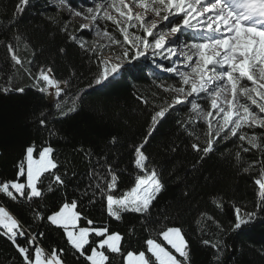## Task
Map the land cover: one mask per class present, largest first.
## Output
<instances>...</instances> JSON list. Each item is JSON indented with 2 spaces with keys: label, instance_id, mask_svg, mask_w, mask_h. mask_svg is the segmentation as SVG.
I'll list each match as a JSON object with an SVG mask.
<instances>
[{
  "label": "snow or ice",
  "instance_id": "1",
  "mask_svg": "<svg viewBox=\"0 0 264 264\" xmlns=\"http://www.w3.org/2000/svg\"><path fill=\"white\" fill-rule=\"evenodd\" d=\"M30 2L17 0L7 22L11 38L2 46L11 74L0 94L31 91L50 102L32 111L36 136L23 147L12 178L0 177V239L12 249L11 264H69V257L72 264H114L117 258L119 264H195L194 240L208 251L207 264H223L224 238L264 213V0H96L86 9L56 0L49 22L96 65L89 88L104 85L126 62L141 58L152 57L167 74L152 100L136 97L150 108L141 140L119 154H112L120 143L115 135L107 138L103 151L76 146L86 162L83 174L61 161L54 146L61 135L57 124L80 110V94L71 91L79 74L57 75L55 61L38 63L35 50L31 57L19 55L24 37L17 17ZM64 9L69 16L60 15ZM73 17L87 23L72 25ZM76 33L97 39L89 42ZM58 54L66 55V48ZM173 111L186 113L178 130L186 138L183 147L194 156L192 171L217 157L237 175H247L255 193L251 209L219 192L201 208L196 187H185L182 199L161 207L168 182L148 147ZM182 145L164 147L174 154ZM203 179L207 186L212 177ZM229 203L234 219L226 226L218 216L226 214ZM97 207L103 223L90 215L89 209ZM185 215L190 217L186 221ZM119 226L127 231L115 230ZM137 227L147 235L131 248ZM49 232H56L62 244L46 247Z\"/></svg>",
  "mask_w": 264,
  "mask_h": 264
},
{
  "label": "trees",
  "instance_id": "2",
  "mask_svg": "<svg viewBox=\"0 0 264 264\" xmlns=\"http://www.w3.org/2000/svg\"><path fill=\"white\" fill-rule=\"evenodd\" d=\"M77 9L89 7L86 0H70ZM17 0H0V85H2L11 70L5 67V49L2 42L11 38L7 22L12 18ZM55 15L53 7L48 0H31L30 5L17 17L18 30L23 34L24 41L19 44V55L31 57L35 50L38 63L55 61L57 75L67 76L75 70L80 78L72 81L73 93H79L82 104L78 113L72 114L62 123L57 124L60 129L57 148L61 161L67 162L71 168L75 166L79 174L86 171V162L75 151L79 144L91 145L97 151H103L107 138L111 135L118 136L120 143L113 149L112 154L126 151L125 145L139 141L148 130L150 120V108H146L137 100L142 95L152 100L153 92L158 91L156 85L166 79L160 73L151 69L148 58H141L124 65L121 71L104 85L89 88L93 73L96 70L94 63L83 58L78 47L71 41H67L65 34L60 32L57 26L52 25L48 17ZM61 16L67 17L63 12ZM72 25H78L71 22ZM71 30V29H70ZM12 31H16L15 28ZM86 40H91L89 33H76ZM30 41V46L25 48L24 42ZM185 37L182 36V43ZM190 42V41H189ZM66 48L67 54H58V49ZM20 83L25 82L20 78ZM171 82V81H169ZM41 103H49L48 100H40L37 95L29 91L27 95L10 93L5 96L0 94V177L12 178L13 165L20 157L23 147L34 139L36 134L31 124L30 116L34 108ZM186 113L173 111L167 122L157 127L148 147L149 153L156 158L157 164L163 169L164 178L168 182L167 192L160 201L161 207L182 199L181 192L185 187H196L197 202L204 208L211 193L219 192L230 203L252 208L254 190L251 179L247 175H237L236 172L222 163L217 157L203 163L199 171H192L194 156L190 150L182 145L178 122L184 119ZM181 144L176 153H170L165 145L171 143ZM211 176L212 180L205 186L204 177ZM51 204L52 201H49ZM226 207V214L218 216L226 226L229 219H234L231 206ZM10 209L20 218H27V214L21 209L9 205ZM186 208L187 205H184ZM195 209L192 214H195ZM90 215L98 223H103L105 217L99 207L89 209ZM190 217L185 215V221ZM188 225L185 223V228ZM115 230L122 233L127 231L125 226H119ZM137 237L131 240V248H138L137 240L146 236L137 227ZM217 235H219L217 233ZM227 245L223 253V264H264V213L255 220L243 225L240 230L231 232L224 238ZM45 246L62 244L60 236L56 232H49ZM129 247L128 244L125 245ZM193 257L195 264H207L208 251L201 249L193 241ZM12 249L0 239V264H11ZM69 264H72L71 257ZM119 264V258L114 261Z\"/></svg>",
  "mask_w": 264,
  "mask_h": 264
},
{
  "label": "rangeland",
  "instance_id": "3",
  "mask_svg": "<svg viewBox=\"0 0 264 264\" xmlns=\"http://www.w3.org/2000/svg\"><path fill=\"white\" fill-rule=\"evenodd\" d=\"M49 2H50V4H51V6L53 7V5L56 3V0H48ZM86 2L88 3V5L89 6H92L95 2H96V0H86ZM62 7V6H61ZM66 16H69V12L66 10V9H64L63 11H62ZM71 22H74V23H76V24H81V23H87V21H84V20H82V19H80V18H78V17H73L72 18V20H71ZM89 35H90V37H91V40H89V42H91L92 40H96L97 39V37H95V35L94 34H90L89 33ZM180 41H181V43H182V36L180 37ZM100 43H104V41H100ZM114 50L115 51H119V49L118 48H114ZM148 59H149V61H150V66H151V69L152 70H154V71H156V72H158V73H160L163 77H167V74L165 73V72H163V71H161V69L160 68H158L157 67V61L156 60H154L152 57H148ZM159 63L160 64H164V63H166L165 61H159ZM126 64H128L127 62L124 64V65H126ZM123 65V66H124ZM49 101V100H48ZM50 102V101H49Z\"/></svg>",
  "mask_w": 264,
  "mask_h": 264
}]
</instances>
